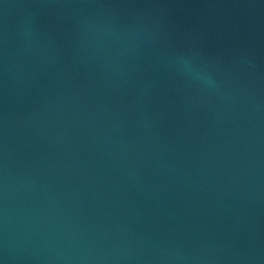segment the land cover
Instances as JSON below:
<instances>
[{
    "label": "water",
    "instance_id": "1",
    "mask_svg": "<svg viewBox=\"0 0 264 264\" xmlns=\"http://www.w3.org/2000/svg\"><path fill=\"white\" fill-rule=\"evenodd\" d=\"M0 264H264V0H0Z\"/></svg>",
    "mask_w": 264,
    "mask_h": 264
}]
</instances>
